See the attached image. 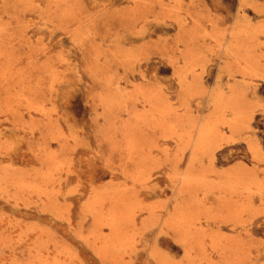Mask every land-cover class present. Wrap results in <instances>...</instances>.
<instances>
[{"label":"rangeland","instance_id":"374dc122","mask_svg":"<svg viewBox=\"0 0 264 264\" xmlns=\"http://www.w3.org/2000/svg\"><path fill=\"white\" fill-rule=\"evenodd\" d=\"M0 264H264V0H0Z\"/></svg>","mask_w":264,"mask_h":264}]
</instances>
